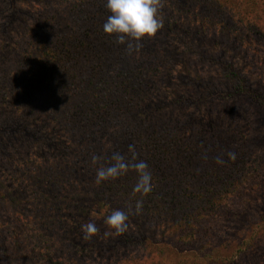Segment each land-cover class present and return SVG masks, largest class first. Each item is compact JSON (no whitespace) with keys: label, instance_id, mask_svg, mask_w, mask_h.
<instances>
[{"label":"trees","instance_id":"trees-1","mask_svg":"<svg viewBox=\"0 0 264 264\" xmlns=\"http://www.w3.org/2000/svg\"><path fill=\"white\" fill-rule=\"evenodd\" d=\"M4 1L12 4L17 0ZM261 1L159 0L158 15L162 27L153 38L142 39L138 51L129 53L124 44L116 42L114 35H106L102 30L109 15L105 0H69L64 8L65 14L49 19L51 39L40 44L41 47L32 46L36 53L32 50V53L26 52L23 56L27 61L18 63V78L25 85L15 86L8 77L0 80V103L16 91L24 95L17 104L20 106L17 110L30 114L33 107L29 105L41 107L49 112L50 119L41 122L43 125L30 127L27 121L1 113L0 145L7 138L39 146L47 142L53 145L60 138L59 143L65 150L72 144L79 145L81 181L86 182L81 188L83 195L94 193V197L103 202L119 196L122 205L141 215L150 225H163L159 231L163 232L162 237H157L153 230L124 231L117 237V245L131 243L163 255L174 251L178 258L174 264H197L196 259L214 256L218 246L212 240L217 222L221 226L234 219L235 213L240 214L231 207L236 198L243 200L245 193L258 196L256 201L261 202L259 212L248 223L247 231L235 249L245 253L264 232V155L254 161L251 149L244 151L241 142L250 128V118L244 115L245 119L241 118L247 121V126L238 119L235 127H231V123L219 128L209 126L202 132L186 128L187 134L181 137L175 124L157 121L145 108L149 105L150 94L156 90L154 77L160 73V66L164 69L161 58L168 56L167 49L162 56L157 53L159 45L165 43L168 46L164 34L168 31L176 33L181 26L182 31L191 32L183 26L193 28L194 21L201 22L195 30L203 25L222 30L224 26L236 28L235 20L226 24L227 16L242 17V7L246 14L255 12L256 8L264 5V0ZM13 7L18 10L17 6ZM196 15L200 18H195ZM245 15L237 19L244 25ZM252 31L263 34L254 27ZM179 38L182 40L181 35ZM30 42L34 43L32 39ZM132 43L135 45L134 41ZM220 65L222 85L217 81L202 82L199 77L189 78L190 84L205 88V92L177 99L180 108L186 104L196 109L211 98L234 101L246 97L264 112V88L253 87L239 68L230 62ZM222 127L225 132L221 131ZM61 130L68 135L59 137ZM254 137L257 139L258 136ZM129 145L134 147L136 159L147 163L152 176L151 191L143 197L133 195L137 177L131 170L115 180L99 185L95 183L97 168L108 166L114 153H120L126 160L131 159ZM228 152L235 153V158H229ZM1 154L6 156L5 151ZM93 155L98 157L95 164L92 163ZM8 156L5 157L6 162H14V156L12 159ZM217 158L223 163H218ZM17 163L19 166L18 160ZM59 167L58 164H52L51 169L47 167L52 201L59 194ZM88 168L89 172L85 170ZM24 175L30 176L28 168ZM1 183L0 179V188ZM4 194L0 191V196ZM77 197L82 200L79 194L74 199ZM16 199L17 194L12 191L8 205L14 204ZM137 200L142 201L138 212L135 208ZM169 231H174L175 244L164 238V232ZM70 246L74 248L73 244ZM207 246L209 251L201 254L200 250ZM48 260L49 264H74L72 259L66 262L62 259ZM216 260L211 259L212 262ZM223 260L220 263H229ZM11 262L7 260L6 264Z\"/></svg>","mask_w":264,"mask_h":264},{"label":"rangeland","instance_id":"rangeland-1","mask_svg":"<svg viewBox=\"0 0 264 264\" xmlns=\"http://www.w3.org/2000/svg\"><path fill=\"white\" fill-rule=\"evenodd\" d=\"M68 2L69 0H17L11 4L0 0V80L8 77L15 86L25 85L18 78V63L27 61V57L23 56L26 52L36 53L32 46L41 47L40 44L51 39L52 26L49 19L65 14L64 8ZM13 6H17L18 10ZM245 11L242 7L243 15L246 14ZM227 17L226 24L235 20L236 28L224 26L222 30L214 29L212 25H203L201 29L195 30L201 25L199 20L200 24L194 21L193 28L183 26V29L191 32L182 31L180 25L178 28L181 29L176 33L168 31L164 34L168 46L165 43L159 45L157 53L162 56L167 49L168 56L161 58L164 69L160 66V73L154 77L156 90L150 94L149 105L145 109L157 121L175 124L177 134L181 137L187 134L184 131L186 128L202 132L209 126L219 128L231 123L232 127L238 119L247 126V121L241 118H244L243 115L248 116L250 128L241 142L244 151L250 148L252 159L258 161L264 155V112L249 98L240 97L234 101L211 98L204 105L199 104L196 109L187 107L186 104L180 108L181 105L177 102V99L182 100L187 96L193 97L199 92H205V88L190 84L189 78L199 77L202 82H221L223 78L220 64L229 62L239 68L253 87L264 88V5L244 16L245 25L237 21L242 19L240 16ZM195 18L200 16L196 15ZM253 27L260 29L263 34L253 32ZM31 39L34 43L30 42ZM28 42L30 44L26 46ZM22 99L23 94L16 91L10 93L0 103V115L4 113L20 118L29 122L30 127L43 125L41 122L50 119L49 112L41 107L29 105L33 107L30 114L17 110L20 107L17 104ZM221 131L225 132V128L222 127ZM64 135L68 133L61 130L58 136ZM254 136H258L257 139ZM59 139L53 145L47 142L39 146L33 142L28 144L23 140L20 143V139L7 138L0 145V191L6 193L0 196V264H6L7 260L12 261L10 264H49L48 259H62L65 262L72 259L74 264H174L178 259L174 251L163 255L131 243L117 245V237L120 235H104L109 230L104 220L117 209L128 215L125 232L153 230L157 237H162L163 232L159 231L163 225H150L141 215L122 205L119 196L103 202L98 201L94 193L83 195L81 188L86 182L81 181L82 160L79 145L72 144L65 150L62 149ZM1 151L6 152L5 157L13 155L14 162H6ZM11 156L8 159H12ZM52 164L60 166L58 170L61 176L57 183L60 189L55 198L57 201L51 200L50 193L51 177L47 167L50 168ZM27 168L30 175L28 178L24 175ZM85 170L89 172V168ZM12 191L17 194V199L11 200L14 204L9 206L8 197ZM76 193L82 200L78 197L74 199ZM247 194L249 193L242 195L241 201L236 198L231 206L233 210L240 211V214L235 213L232 216L234 219L221 226L217 222L212 240L218 246L215 255L205 256L203 260L196 259L197 264H264V232L245 253L235 251L239 239L247 231L248 223L254 219L260 208L261 202L256 201L259 197ZM83 202L84 205H81ZM88 222H93L98 231L91 239L85 240L81 226ZM164 238L175 244L174 231L164 232ZM208 251L207 246L200 253ZM214 258L217 260L212 262L211 259ZM221 259L229 263H220ZM229 259L233 261L230 262Z\"/></svg>","mask_w":264,"mask_h":264},{"label":"clouds","instance_id":"clouds-1","mask_svg":"<svg viewBox=\"0 0 264 264\" xmlns=\"http://www.w3.org/2000/svg\"><path fill=\"white\" fill-rule=\"evenodd\" d=\"M159 0H105V8L109 15L103 23L102 30L106 35H114L118 44H124L126 50L131 53L138 51L140 41L144 38H153L162 27V21L158 15ZM135 42V45L132 42ZM131 159L126 160L120 153H114L108 166H100L95 173V183L115 180L124 176L128 171L136 173V183L133 186V195L141 197L151 191V173L148 165L142 160L136 159L134 147L129 145ZM228 157L235 158V153L228 152ZM98 160L96 155L92 156V163ZM218 163H223L217 158ZM142 207V201L137 200L135 208L138 212ZM128 215L122 210H113L106 216L104 223L109 229L105 236H118L127 228ZM83 239L89 240L98 231L93 222L81 226Z\"/></svg>","mask_w":264,"mask_h":264}]
</instances>
